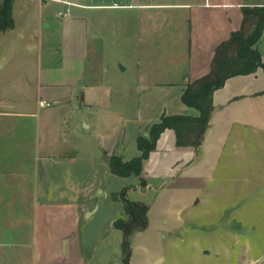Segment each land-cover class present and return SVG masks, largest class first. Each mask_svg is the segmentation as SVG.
<instances>
[{"label": "crops", "instance_id": "obj_1", "mask_svg": "<svg viewBox=\"0 0 264 264\" xmlns=\"http://www.w3.org/2000/svg\"><path fill=\"white\" fill-rule=\"evenodd\" d=\"M186 6L211 12L207 24L215 29L206 47L189 52L186 82L179 86L154 79L140 82L135 91L126 85L118 94L103 96L96 85L85 91L80 75L48 80L36 95L28 93L32 77L28 80L27 73L36 63L29 49L19 50L27 31L18 26L13 7L15 26L0 31V264H166L165 240L186 229L188 214L205 204L215 184L220 194L226 184L236 183L228 169L240 165L248 144L263 146L264 32L256 46L263 66L229 78L214 92L199 148L179 147L176 131L167 128L140 176L112 172L114 156L124 162L142 156L138 139L149 137L164 117L200 116L182 101L188 84L211 71L216 49L242 27L244 8L264 7V0ZM18 8L27 14L22 3ZM133 94L139 95L137 101ZM102 98L116 107L110 114L101 113ZM155 99L161 103L157 110ZM84 106L90 108L88 119L77 118ZM124 190L130 201L149 206V226L132 237L129 262L123 231L116 227L128 219L120 199Z\"/></svg>", "mask_w": 264, "mask_h": 264}, {"label": "rangeland", "instance_id": "obj_2", "mask_svg": "<svg viewBox=\"0 0 264 264\" xmlns=\"http://www.w3.org/2000/svg\"><path fill=\"white\" fill-rule=\"evenodd\" d=\"M204 1H14L18 26L27 31V38L18 41L19 50L29 49L36 63L33 72L27 68L34 85L28 81L33 89L26 90L36 95L48 80L79 75L83 89L96 85L100 96L118 94L126 85L135 91L140 82L154 79L184 84L189 52L206 47V38L215 36L214 25L207 24L211 12L186 6ZM21 3L26 15L19 11ZM138 96L133 94V100ZM152 105L157 110L161 103L155 99ZM110 106L104 99L101 113L116 108ZM83 109L85 113L79 109L75 116L88 119L90 108ZM238 160L239 166L228 169L236 183L226 184L220 194L215 184L205 204L188 214L186 229L165 240L166 264H246L264 254V144H248Z\"/></svg>", "mask_w": 264, "mask_h": 264}, {"label": "trees", "instance_id": "obj_3", "mask_svg": "<svg viewBox=\"0 0 264 264\" xmlns=\"http://www.w3.org/2000/svg\"><path fill=\"white\" fill-rule=\"evenodd\" d=\"M14 1L4 0L0 7V31H6L15 26L13 18ZM263 32L264 7H245L242 27L216 49L211 71L189 83L182 96L184 104L197 109L200 116L164 117L160 123L152 127L149 137L138 139L142 156L129 162H124L119 156H114L110 159L112 172L121 177L140 176L144 169V162L156 148L159 137L167 128L176 131L179 147L199 148L213 112L214 92L223 87L229 78L251 74L263 66L262 55L256 47ZM126 193L127 191L124 190L120 194V199L124 203L128 219L117 221L116 227L123 231L124 260L129 262L132 254V237L149 226V206L143 202L130 201L126 197Z\"/></svg>", "mask_w": 264, "mask_h": 264}, {"label": "built area", "instance_id": "obj_4", "mask_svg": "<svg viewBox=\"0 0 264 264\" xmlns=\"http://www.w3.org/2000/svg\"><path fill=\"white\" fill-rule=\"evenodd\" d=\"M40 1H44V0H40ZM68 6H71V4L69 3ZM67 13L68 14L70 13V8L67 9ZM61 15L63 14L61 13ZM41 104L43 106L48 105L46 102H41ZM246 264H264V254L258 258L253 259L251 262Z\"/></svg>", "mask_w": 264, "mask_h": 264}]
</instances>
